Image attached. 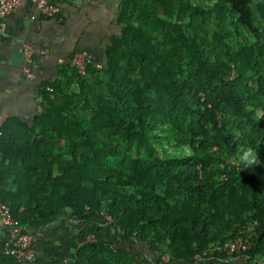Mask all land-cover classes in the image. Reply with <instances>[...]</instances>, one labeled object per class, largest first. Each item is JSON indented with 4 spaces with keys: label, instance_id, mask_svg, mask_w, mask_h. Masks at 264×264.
<instances>
[{
    "label": "trees",
    "instance_id": "obj_1",
    "mask_svg": "<svg viewBox=\"0 0 264 264\" xmlns=\"http://www.w3.org/2000/svg\"><path fill=\"white\" fill-rule=\"evenodd\" d=\"M200 1L120 0L85 73L76 50L39 114L2 122L0 201L36 250L58 223L72 247L0 264H264V13ZM239 142L256 164L213 151Z\"/></svg>",
    "mask_w": 264,
    "mask_h": 264
},
{
    "label": "crops",
    "instance_id": "obj_2",
    "mask_svg": "<svg viewBox=\"0 0 264 264\" xmlns=\"http://www.w3.org/2000/svg\"><path fill=\"white\" fill-rule=\"evenodd\" d=\"M58 2L60 10L55 18L40 14L29 0H22L5 18L6 32L0 40V125L11 115L30 120L39 114L42 111L41 83L58 78L59 68L76 50L101 54L104 45L118 31L115 20L120 0ZM26 46L33 49L30 60L23 51ZM27 68L33 77L26 75ZM59 225L51 224L46 229L50 239L38 244L40 256H63L71 249L69 237L63 236L67 230L58 231ZM77 232L70 235L78 237ZM13 237L9 228L0 225V247Z\"/></svg>",
    "mask_w": 264,
    "mask_h": 264
},
{
    "label": "built area",
    "instance_id": "obj_3",
    "mask_svg": "<svg viewBox=\"0 0 264 264\" xmlns=\"http://www.w3.org/2000/svg\"><path fill=\"white\" fill-rule=\"evenodd\" d=\"M22 0H0V40L6 32L5 18L13 13ZM31 1L38 12L45 17L55 18L59 14V2L58 0H29ZM24 54L27 60L33 53V49L30 46H26ZM92 54L87 50L76 51L71 58V65L81 75L85 73L87 64L90 62ZM98 67L100 65L98 64ZM26 75L31 78L33 73L27 68L25 70ZM47 90L52 91L51 87H47ZM0 225L9 228L14 237L10 241H6L0 247V254H10L18 262H34L38 257L35 243L37 241V235L29 230L21 231L17 220H15L10 212L9 206L0 201ZM230 247V250H233ZM48 264V263H43ZM62 264H68L66 259L63 260Z\"/></svg>",
    "mask_w": 264,
    "mask_h": 264
},
{
    "label": "rangeland",
    "instance_id": "obj_4",
    "mask_svg": "<svg viewBox=\"0 0 264 264\" xmlns=\"http://www.w3.org/2000/svg\"><path fill=\"white\" fill-rule=\"evenodd\" d=\"M202 1H200V3H203L204 5L208 3V0H202ZM253 6H254V10H255V17L257 19H260L261 14L264 13V0H254ZM260 21L263 23V26H264V20H260ZM244 150H247V149L245 148V145L242 144L241 142H239V147H238V150L236 152H231V151L224 150V149L223 150L222 149L218 150L217 147L213 148V151L215 152V155L216 156H220L222 161H229L232 164H234L236 166H239V167H242L241 165L244 163L240 159V155H241V153ZM256 154H257V160H258V153L256 152ZM67 227H68L67 229H69V227H70L69 231H72V232H75L76 230L79 229L78 225L75 224V222H72L71 224H68ZM71 229H73V230H71ZM77 234H78V232H77ZM89 237L91 238V235ZM232 244H233V248H234L233 250H238L239 248L246 247L245 243H244V240L241 237H239L235 242L230 243L229 244L230 247H232ZM231 251L232 250H230V248H229V251L227 250L226 253L230 254ZM257 259L261 260L260 257H257ZM164 260H166V259L164 258ZM139 264H142V263L140 262ZM143 264H145V261L143 262ZM146 264H155V262H153L150 258H148ZM240 264H252V263H246V262L244 263V261L242 260L240 262Z\"/></svg>",
    "mask_w": 264,
    "mask_h": 264
},
{
    "label": "clouds",
    "instance_id": "obj_5",
    "mask_svg": "<svg viewBox=\"0 0 264 264\" xmlns=\"http://www.w3.org/2000/svg\"><path fill=\"white\" fill-rule=\"evenodd\" d=\"M240 159L248 165H253L257 163V154L254 150L247 149L241 153Z\"/></svg>",
    "mask_w": 264,
    "mask_h": 264
}]
</instances>
